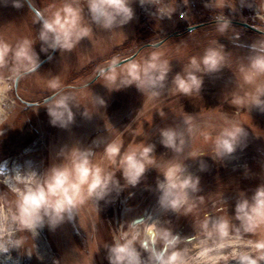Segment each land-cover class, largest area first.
Here are the masks:
<instances>
[{"label": "rangeland", "instance_id": "1", "mask_svg": "<svg viewBox=\"0 0 264 264\" xmlns=\"http://www.w3.org/2000/svg\"><path fill=\"white\" fill-rule=\"evenodd\" d=\"M29 1L45 17L52 16L65 3ZM181 1L184 0L166 1L175 11L171 18H161L141 15L137 0H131L134 18L128 24L114 31L92 25L90 40H82L72 52L55 50L37 72L19 79L14 91L17 46L25 40L32 41L39 62L53 50H43L47 46L39 40L41 24L23 0H0V42L10 46L5 63L0 65V209L14 206L15 195L8 183L14 170L43 175L53 165L66 162L62 156L72 148L93 151V162L110 171L116 168L106 159L104 148L113 140L122 141V153L129 145L152 144L157 157L156 169H149L136 187H122L99 201V211L95 199L87 200L75 210L72 220L66 219L54 230L45 225L35 237L16 225L12 239L21 244L18 249L0 254V264H110L109 249L117 237L131 231L139 233L136 248L144 264H151L153 248L164 250L167 255L179 252L184 264H211L201 256L207 249H213L209 257H228L217 264H246L245 256L264 264V249L256 247L264 242V222L258 221L252 231H244L236 218L240 199H251L264 186V110L234 104L236 97H246L254 91L255 85L243 80L242 69L254 54L251 46L264 43V36L236 25L221 33L219 26L207 24L224 16L264 31V23L251 20L246 13L257 0H188L190 13L184 20L179 19L176 9ZM17 2L22 7H15ZM79 3L85 8V19L90 20L87 6ZM240 4L243 11L238 9ZM199 24L207 25L186 31ZM175 34L180 35L174 37ZM163 40L159 47L145 48L132 61L116 68L119 86L120 80L127 78L131 64H142L158 52L171 67L165 85L157 90L159 95L152 96L149 91L143 94L135 85L118 91L104 86L103 77L109 71L103 74L102 69L129 58L146 44ZM221 46L226 56L223 69L203 75L200 93L190 97L175 93L173 79L178 73L185 74L191 58L202 57L209 47ZM53 80L60 85L55 91L50 88ZM5 83L11 87L6 88ZM257 84L264 85V77ZM55 93L52 100L44 102ZM60 96L73 98L74 122L67 128L52 126L48 115L47 106ZM17 98L35 105L26 106ZM229 122L243 126L246 136L235 153L218 160L213 142L203 134L211 132L215 137ZM166 128L184 132L182 154L173 153L160 143V131ZM193 152L201 157L188 159ZM169 161L184 162L188 172L199 178V191L193 195L192 211L187 214L164 210L159 205L157 183L163 180L160 172ZM116 178L123 186L122 175L117 173ZM221 218L230 220L229 237L209 238L203 224L207 221L211 225ZM153 223L160 233L170 230L180 240L165 249L159 236L146 232ZM152 239H157L155 245ZM221 243L226 247L219 248Z\"/></svg>", "mask_w": 264, "mask_h": 264}, {"label": "clouds", "instance_id": "2", "mask_svg": "<svg viewBox=\"0 0 264 264\" xmlns=\"http://www.w3.org/2000/svg\"><path fill=\"white\" fill-rule=\"evenodd\" d=\"M141 4L151 3L150 0H140ZM87 11L90 20L85 19L84 7L79 0H65V3L52 16L45 17L39 14L41 30L39 40L47 47L43 49L59 50L61 52H72L84 39L93 37V27L97 26L105 31H114L128 24L134 18V10L130 6L131 0H86ZM15 7L20 8L22 4L17 2ZM175 8L163 13L158 8L159 17H171ZM184 16H181L183 19ZM222 21L219 31L225 32L230 27V21L218 17ZM238 38V37H237ZM34 43L30 40L21 42L15 50V59L18 68L14 79L19 80L24 75L37 72L40 67L39 57L33 50ZM220 48L209 47L202 57L191 58L185 74L178 73L173 79V90L175 93L190 97L199 94L203 85V75L214 74L223 69L226 56ZM251 51L254 53L249 57L248 65L242 69L243 80L249 85H255L254 91L246 97H236L235 105H248L264 110V85H258L257 81L264 77V43L253 44ZM10 52L7 43L0 42V65L4 64ZM171 71L170 63L161 59L158 52L144 60L142 64L133 63L129 66L127 78L120 80L117 85L118 74L113 62V68L103 77V84L111 91L135 85L143 94L149 91L152 96L159 95L157 91L165 85L168 74ZM202 73V75H198ZM59 83L53 80L50 83L51 90L59 88ZM6 88L11 85L5 83ZM104 105V101L100 99ZM73 98L71 96H60L47 106L50 123L54 127L67 128L74 122V113L71 110ZM86 117L88 115L85 114ZM189 116V123L191 122ZM3 122H0V127ZM3 133L0 132V135ZM206 140L214 144L215 157L222 160L237 151L242 139L246 136L244 127L236 122H229L228 126L220 129L213 137L211 132L203 134ZM160 143L166 149L176 154L184 152L186 143L185 134L177 128H166L160 131ZM121 140H113L104 148V155L110 165L116 171H110L100 164L93 162L94 152L72 148L65 152L62 157L66 162L50 167L43 175L34 171L26 173L17 172L10 176L8 183L11 192L15 195L12 208L0 209V254L8 253L10 249H18L20 240L12 239L16 234V225L20 231L31 232L34 237L38 235V229L47 225L55 229L66 219L75 217V210L87 200L95 199L98 202L105 200L113 191L117 193L122 187H136L145 173L154 168L157 163L155 146L144 142L129 145L123 151ZM201 157L198 153H190L188 159ZM3 167V166H0ZM117 173L122 175L124 185L116 178ZM160 174L163 180L158 181L157 190L160 193L159 205L164 210H170L177 214H187L192 211V197L199 191V178L190 174L184 162L169 161ZM236 218L241 221L244 231H252L256 223L264 222V186L259 187L251 199L242 198L236 207ZM203 228L211 238L213 235L221 239L229 237L230 220L221 218L209 225L206 221ZM149 234L155 233L164 242L165 249L174 247L180 237L173 235L170 230L160 233L156 224H150L146 228ZM139 233L135 231L126 232L117 237L115 243L109 249L110 264H144L141 253L136 248ZM157 239H152L155 245ZM148 251L147 244L143 245ZM226 245L221 243L219 248ZM264 249V242L256 245ZM213 249H207L201 256L217 264L219 260H227V256L209 257L208 253ZM246 264H257V261L248 256L243 257ZM151 264H184L179 252L167 255L164 250L151 249Z\"/></svg>", "mask_w": 264, "mask_h": 264}, {"label": "built area", "instance_id": "3", "mask_svg": "<svg viewBox=\"0 0 264 264\" xmlns=\"http://www.w3.org/2000/svg\"><path fill=\"white\" fill-rule=\"evenodd\" d=\"M82 4H86V0H79ZM168 0H150L151 3H144L141 4L140 0H137V6L141 13V15L147 16H155L158 15V8L163 12L167 13L171 10L170 3L166 2ZM188 0L181 1L180 3L176 4L177 14L179 19L183 15L184 20L190 13V8L188 7ZM239 11H243V6L240 4L238 5ZM247 15L250 17L251 20L261 21L264 23V0H257L252 2L248 9L246 10ZM159 16V15H158ZM169 18V17H166ZM171 18V17H170Z\"/></svg>", "mask_w": 264, "mask_h": 264}, {"label": "water", "instance_id": "4", "mask_svg": "<svg viewBox=\"0 0 264 264\" xmlns=\"http://www.w3.org/2000/svg\"><path fill=\"white\" fill-rule=\"evenodd\" d=\"M23 1L26 3V5H27L28 8L30 9V11L34 14V16L39 20V19H40V16H39L40 13L36 10V8L30 3L29 0H23ZM235 25H236V26H239V27H241V28L247 29V30H249V31H252V32H254V33H256V34H259V35L264 36V31L258 30V29L254 28L253 26H251V25L248 24V23L236 22ZM203 26H205V24L194 25V26L188 27V28L186 29V31H187V32H191V31L196 30V29H199V28H201V27H203ZM179 35H180V34H178V36H179ZM163 42H164V40L161 41V42H159V43H157V44H155V45L146 44V45L140 47V48H139V49H138V50H137L132 56H130L129 58H127V59H125V60H122V61H119V62L115 63L116 68L119 67V66H121V65H123V64H126V63L132 61V60L137 56V54L139 53V51H140L143 47H154V48H157V47H159ZM53 53H54V50L52 51V53H51L47 58L43 59V60L40 62V67H41L45 62L48 61V59L52 56ZM40 67H39V68H40ZM39 68H38V69H39ZM112 68H113V65H110V66H108V67H105L104 69H102L101 73L104 74V73L110 71ZM30 74H31V73H30ZM26 75H27V74H26ZM98 76H99V75H98ZM17 85H18V80H14V90H15V91H16V89H17ZM84 86H86V85H84ZM56 94H57V93L51 95L49 98H47L46 100H44V102H48V101L52 100V99L56 96ZM22 103H24V102L22 101ZM24 104H25L26 106H34V105H35V104H33V103H24Z\"/></svg>", "mask_w": 264, "mask_h": 264}, {"label": "trees", "instance_id": "5", "mask_svg": "<svg viewBox=\"0 0 264 264\" xmlns=\"http://www.w3.org/2000/svg\"><path fill=\"white\" fill-rule=\"evenodd\" d=\"M28 7V6H27ZM230 21V25H235V23L236 22H238V21H235V20H229ZM222 21H220V20H217V21H211L210 23H207V24H215L216 26H219V24L221 23ZM207 24H205V25H207ZM178 35H174V37H177ZM145 48H151V47H143L141 50H143V49H145ZM141 50L139 51V53L141 52ZM138 53V54H139ZM137 54V55H138ZM15 91V90H14ZM18 99V98H17ZM18 101H20V102H22L20 99H18Z\"/></svg>", "mask_w": 264, "mask_h": 264}, {"label": "bare ground", "instance_id": "6", "mask_svg": "<svg viewBox=\"0 0 264 264\" xmlns=\"http://www.w3.org/2000/svg\"><path fill=\"white\" fill-rule=\"evenodd\" d=\"M3 104H2V102H1V100H0V106H2Z\"/></svg>", "mask_w": 264, "mask_h": 264}, {"label": "flooded vegetation", "instance_id": "7", "mask_svg": "<svg viewBox=\"0 0 264 264\" xmlns=\"http://www.w3.org/2000/svg\"><path fill=\"white\" fill-rule=\"evenodd\" d=\"M17 173V171L16 170H14V174H16Z\"/></svg>", "mask_w": 264, "mask_h": 264}]
</instances>
